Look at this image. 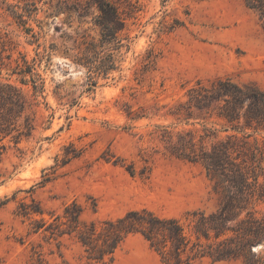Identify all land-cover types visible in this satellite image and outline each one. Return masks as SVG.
Masks as SVG:
<instances>
[{"label":"rangeland","instance_id":"rangeland-1","mask_svg":"<svg viewBox=\"0 0 264 264\" xmlns=\"http://www.w3.org/2000/svg\"><path fill=\"white\" fill-rule=\"evenodd\" d=\"M85 1L0 0V83L23 91L27 107L19 123L29 116L34 124L18 144L9 137L0 143L6 144L0 156V264L174 263L176 254L153 248L138 224L111 259L93 258L96 253L79 239L80 230L95 223L101 245L107 221L131 212L148 217L146 211L183 227L188 246L181 264L264 260L261 244L237 258L207 254L232 233L212 232L207 239L198 230L201 214L217 211L218 195L205 168L173 149L186 132L199 136L207 127L219 138L226 135L216 115L195 108L191 119L176 114L198 82L230 78L264 91L259 14L245 0H112L123 13L129 3L139 10L123 33L119 69L90 87L87 68L75 62L82 36L100 37L97 10L80 15L75 9ZM33 2L37 15L19 24L13 10L23 12ZM22 55L46 80L39 104L30 76L17 73L24 68ZM73 202L83 209L77 227L64 217ZM24 207L43 213L25 215ZM255 208L264 214L262 205ZM171 247L169 242L165 249Z\"/></svg>","mask_w":264,"mask_h":264},{"label":"trees","instance_id":"trees-1","mask_svg":"<svg viewBox=\"0 0 264 264\" xmlns=\"http://www.w3.org/2000/svg\"><path fill=\"white\" fill-rule=\"evenodd\" d=\"M245 2L259 14L264 28V0ZM126 5L125 13L112 0H86L75 8L80 15L92 8L97 10L94 24L99 28L100 37L83 35L79 51L75 54V62L88 70L90 87H96L100 78L107 79L119 69L118 52L124 46L123 33L128 20L139 10L133 3ZM37 13L35 2L27 3L23 12L13 10L14 17L24 26L28 18ZM26 30L33 38L31 41L39 40L33 28L26 27ZM44 58L45 54L41 55L40 59ZM22 61L24 68L17 73L23 77L30 76L33 97L35 103L39 104V98L45 97L46 80L37 71V64L29 63L24 55ZM188 96L187 103L181 105L184 111L180 109L176 114H187V118L191 119L192 109L195 108L209 114V117L216 115L224 121L223 131L226 132L224 137L219 138L216 129L206 127L199 136L192 132L181 134L173 145L178 157L199 163L205 168L213 191L218 195L217 211L209 216L202 213L197 222L198 230L207 239L211 238L212 232H215L216 237L232 233L220 242L218 248L209 250L207 254L216 259L251 255L254 253L253 244H261L264 248V214L261 215L255 208L256 205L264 207V91L253 83L238 84L230 78H220L211 85L198 82L189 89ZM26 107L27 99L20 88L11 83H0V143L9 137L18 144L23 135L29 137L32 134L34 124L29 116L24 124L19 123ZM5 149L6 144H1L0 156ZM82 211L81 206L73 202L66 206L64 217L77 227L81 222ZM31 213L43 212L24 207L23 214ZM145 214L148 217L140 212H131L125 218L107 221L101 245L95 223L80 230L79 239L87 251L96 253L93 258L98 261L107 257L111 259L124 238L138 224L153 248L176 254L174 263L170 258L167 259L169 264H181V253L186 251L188 242L179 221L174 218L160 219L147 211ZM40 227L38 224L35 231ZM169 242L172 247L167 251L165 248ZM247 264H264V260H248Z\"/></svg>","mask_w":264,"mask_h":264},{"label":"water","instance_id":"water-1","mask_svg":"<svg viewBox=\"0 0 264 264\" xmlns=\"http://www.w3.org/2000/svg\"><path fill=\"white\" fill-rule=\"evenodd\" d=\"M254 251V250H253Z\"/></svg>","mask_w":264,"mask_h":264}]
</instances>
